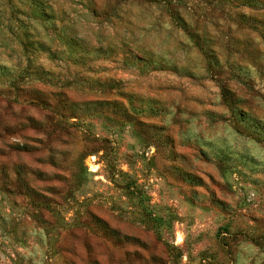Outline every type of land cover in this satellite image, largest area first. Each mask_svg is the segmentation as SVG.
<instances>
[{"label":"rangeland","instance_id":"1","mask_svg":"<svg viewBox=\"0 0 264 264\" xmlns=\"http://www.w3.org/2000/svg\"><path fill=\"white\" fill-rule=\"evenodd\" d=\"M0 264H264V0H0Z\"/></svg>","mask_w":264,"mask_h":264}]
</instances>
